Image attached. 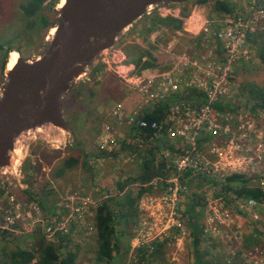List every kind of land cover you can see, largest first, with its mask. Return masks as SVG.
<instances>
[{"label":"built area","instance_id":"2783aa9c","mask_svg":"<svg viewBox=\"0 0 264 264\" xmlns=\"http://www.w3.org/2000/svg\"><path fill=\"white\" fill-rule=\"evenodd\" d=\"M178 6L154 4L147 8L143 16L155 13L161 17H175ZM178 18L182 20V29L196 38L194 41L199 43L201 50L196 51L190 46L172 54L164 70H139L134 63L127 61L123 45L119 43L123 40L127 42L123 35L125 31L113 46L98 53L94 59L95 64H102L116 77L127 94H139L138 109L167 103L165 116L149 124L137 117V109L126 113L121 102L108 112L119 124L125 123L131 128L133 123H138L153 131L148 141L157 139L161 142L154 155L155 163H162L161 173L144 183L126 184L115 192L103 189L98 197L70 194L62 204L61 215L43 219V216L39 217L37 203L24 204L11 193L18 178L0 169L5 178L1 183L6 184L3 193L7 197L0 219L1 230L16 232L17 224L23 228L24 220L34 218L35 223L42 224L45 238L53 240L56 235L69 234L73 222L86 218L90 212L92 215L93 210L106 203L108 198L122 195L129 187L132 195L137 196L130 222V250H151L153 245H163L173 239L179 246L191 232L183 214L186 198L191 193L198 195L199 189L203 190L207 207L202 210V236H215L233 226L236 212L234 206L226 208L222 204V195L229 197L230 194L221 189V196L216 197L219 191L214 195L216 190H220L215 186L216 181L224 182L231 175L251 176L264 192V109L239 107L224 112L215 107L225 106L237 98L240 89L236 79L238 68L258 63L250 44L255 41V33L263 29L264 7L252 0L245 15L224 13L219 20H210L195 4L186 17ZM88 72L87 69L86 75ZM190 91L202 94L203 100L186 99L185 95ZM172 96L174 99H170ZM129 131L126 135L119 132V137L116 136L117 130L101 132L98 145L102 154L106 153L100 158L102 162L106 156L121 155L123 142L129 146L133 143L135 147L137 145V150L126 151L125 162L143 159L144 153L138 154V150L145 147L144 141L130 136ZM38 134L22 132L17 135L16 142L19 148L24 149V158L28 144ZM141 188L145 190L137 195ZM234 201L235 206L246 213L263 205L254 199ZM251 215L257 218L255 212Z\"/></svg>","mask_w":264,"mask_h":264},{"label":"rangeland","instance_id":"374dc122","mask_svg":"<svg viewBox=\"0 0 264 264\" xmlns=\"http://www.w3.org/2000/svg\"><path fill=\"white\" fill-rule=\"evenodd\" d=\"M225 1L233 9L231 13L226 14L245 15L248 11V4L252 0ZM26 2L27 0H0V20L3 24L0 27V34L3 35L2 32L6 34L0 40H6L10 37L11 41L6 40L3 48L12 46V50L18 49L21 58L34 60L45 51L48 44V36L50 35L48 34L49 28L54 26L58 21L56 5L59 0L43 1V14L48 20V26L39 27L35 24L31 29L25 28V26L32 18L25 17L20 10V5ZM199 7L210 20H219L224 15V12L214 11L211 1H207L205 4L199 5ZM145 17L147 16H142L140 20L145 19ZM50 24L51 26L49 27ZM262 25L263 29L259 30V33H256L255 41L259 43L261 40H264V23ZM3 26L4 28L6 27V31H3ZM31 30L32 33L30 34L29 32ZM129 33L126 30L123 34L127 43L130 40L128 39ZM17 34L19 37H15ZM125 42L123 40L119 43L120 45H125ZM179 42L185 46L190 44L196 51L200 49L199 43L189 38H182ZM256 42L250 44V48L254 53L258 46ZM178 47L182 46H177L176 48ZM10 53L7 54L10 55ZM170 53L169 51L168 55L171 57L172 55ZM0 54L2 57V52ZM8 55H6L5 61ZM95 63V61H92L89 64L88 74L79 80L86 90L84 89L74 101L68 92L62 95L61 98L62 114L67 122L71 115H78V121L82 122L85 109L93 110L92 115L88 117L89 120L85 123L83 129L80 128L77 131V137L75 138V132H73L74 135L72 133V138L69 140L68 134L65 131L54 128L51 125H46L43 131L31 139L25 151L26 157L20 164H17L18 179L17 181L14 179L15 186L11 193H13L17 200L24 204L32 201L37 203L36 199L43 200L49 208V211H46L37 203L40 207L39 217L43 216V219L44 217L61 215L63 213L62 204L68 195L82 193L98 197L102 194L103 189L115 192L119 190L118 184L121 183L120 179L127 180L133 178L132 174H136L137 169H139L140 160L133 162H125L123 160L126 151H128L127 149H124L121 155L116 156L115 153V155L106 156L103 162L100 160L101 156L106 154H102L103 152L100 151L98 145V138L101 132L112 133L114 130H117L116 136L119 137V132H122L124 135L128 134L130 127L125 123H117L108 114L111 107L121 101L116 100L117 94H114L112 89L115 92L122 91L125 94L127 91L117 79H114L115 76L105 70L103 66L99 72L92 74L93 76L91 77V69L93 65H96ZM236 79L240 87L248 82H254L264 87V67L259 65V63L241 65L236 72ZM4 80V68L2 69L0 67V85ZM78 84H73L71 88L77 87ZM239 100V97L235 99L237 105L240 103ZM239 106L243 107L242 104ZM107 126L108 128L106 129ZM77 140L82 141L81 146L76 143ZM19 149L18 152H21L22 155L24 149ZM67 156H78L79 163L70 168H66L62 174H57V169L61 166L62 159ZM4 179V175L0 173V219L4 206L7 203V197L3 193V186L6 184L1 183ZM252 182L258 183L256 180ZM206 188L208 189V187ZM26 189H29L32 195L24 192ZM210 189L213 190V187H210ZM127 191L132 193L129 187L125 189V192ZM199 191L200 193L198 195L200 194L199 196H201L200 198L203 202L201 208L202 213V210L207 207V204L202 194L203 190L199 189ZM217 192L216 190L214 195ZM219 196L221 194L216 197ZM222 196V204L224 203V207L231 208L232 205L236 208V212L233 215L234 224L231 228L217 233L215 236L208 234L206 236L201 235L198 246L199 255L208 264H264V203L262 206L246 213L235 206L234 198L231 196L227 198L226 195ZM117 197L118 195L112 197V199L115 200ZM204 206L205 208H203ZM24 210L26 211L27 208L25 207ZM93 212L95 211L93 210ZM93 212L92 215L90 212L86 218L77 219L73 222L69 234L65 235L66 238L63 241L64 247L61 250L71 249L76 252L74 264H105L104 262L99 263L96 261V230ZM253 212H255L257 218L251 215ZM33 217L36 216L34 215ZM130 222L126 225H116L117 236L120 241V250L117 251L114 257L113 263L115 264H135L138 261V251L130 250L129 239L131 236L126 234V231L131 233ZM25 225L27 228H25ZM28 229L31 230L29 231ZM15 230L16 232H4L6 238L5 240H0V253L3 252V247L7 250L18 245L23 248L26 247V249L33 248L36 246L37 235H42L45 238L42 224L35 223L34 218L28 221L24 220L23 228L17 224ZM156 248V245H153L152 249L150 247L153 251ZM36 262V259H34L31 264H36ZM150 264H197L191 234L188 238L183 239L179 246L176 245L175 239L163 243L162 247L150 259Z\"/></svg>","mask_w":264,"mask_h":264},{"label":"trees","instance_id":"16d2710c","mask_svg":"<svg viewBox=\"0 0 264 264\" xmlns=\"http://www.w3.org/2000/svg\"><path fill=\"white\" fill-rule=\"evenodd\" d=\"M44 0H27L26 3L20 5V10L25 17H30L32 20L27 23L25 28H32L35 24L37 26L45 27L48 26V21L46 17H44L43 4ZM207 1H211L213 3V9L217 12L231 13L233 9L230 4L225 0H189L183 5H181L180 17H186L190 11L192 5L205 4ZM257 4L264 7V0H256ZM190 7H189V5ZM151 25L155 26L156 23L161 25H170L174 29L181 31L182 30V20L178 17L166 16L161 17L159 15H155L151 20ZM3 24L0 20V27ZM51 26V24L49 25ZM4 28V26H3ZM3 31H6V27ZM3 35H6L5 32H2ZM32 33V30L29 32ZM257 33V32H256ZM254 35V39H256V34ZM259 33V32H258ZM0 34V38L3 36ZM187 36V34L185 33ZM15 37H19V35H15ZM264 37V35H263ZM183 38V37H182ZM11 41L10 37L6 39ZM6 40H0V52H2L3 56L0 54V67L3 69L5 65V59L7 53L12 50V46L7 48H3V44ZM253 40V39H252ZM253 42H256L253 40ZM258 43L256 47L255 55L257 56L259 65L264 67V40ZM126 56L127 61L134 63L139 70H143L146 68L154 69L155 68V58L152 56L151 52L147 50L145 46L141 44V42H125V45L122 46ZM18 51V49H16ZM103 65L98 63L91 69V77L92 74L99 72ZM157 70V69H155ZM116 80V78L114 77ZM114 82V81H113ZM78 86L74 88H70L68 94H70L71 99L74 101L77 99L78 95L81 94L84 89L83 84L78 82ZM115 83V82H114ZM113 93L117 94L116 100L124 101L127 98L126 108L132 109L135 103L132 102V98L129 97L131 94L122 93V91L115 92L112 89ZM91 92V90H90ZM92 94V93H91ZM237 97L240 98L239 105H243V107H248L250 110L255 109H264V87L254 83L248 82L244 84L239 89V93ZM186 99H193L197 101L203 100V96L200 93L195 91H190L185 95ZM170 99H174L173 97ZM169 102V100H167ZM237 103L231 102L227 105H215L218 110L221 111H234L238 109L240 106ZM124 108V109H126ZM167 109V103H159L150 107H143L137 113V117H141L142 121L147 122L148 124L152 121H159L165 116V112ZM93 113L92 109H85L84 118L82 122H79L78 115H71L68 118V122L70 124V128L72 133L75 132V138L77 137V131L79 129H83L85 123L89 120V116ZM130 136L136 138H140L143 140V144L145 147L141 150H138V154L144 153L142 156L143 159L140 160V165L137 174L133 178H129L124 182L119 184V188H123L126 184L129 183H144L147 182L152 176L161 173L162 163H155V151L159 150L161 146V142L159 140L148 141L153 131L149 127L139 126L138 123H133L131 128L129 129ZM74 135V133H73ZM76 143L81 146L82 141L77 140ZM123 149L127 150H137L136 147L126 145L123 142ZM115 155V154H113ZM141 157V158H142ZM61 166L57 169V174H62L66 168H70L79 163L78 156H67L64 157L61 161ZM83 163V162H82ZM251 176L246 175H231L227 177L224 182L215 183L216 188H220L218 195L222 194V191L230 194L232 198L235 199H254L259 203H264V192L262 188L253 183ZM145 189L141 188L137 195H140ZM24 192H29V189H26ZM32 195V194H31ZM137 196H133L130 191L125 192L124 194L118 196L115 200L112 198H108L106 203L98 206L94 212V221H95V230H96V261L99 263L104 262L105 264H115L113 263L114 257L117 254V251L120 250V241L117 236L116 225H126L132 217L134 216V205ZM201 196L196 193H191L189 197L186 199V206L183 212L186 223L190 227V234L192 238V243L194 247V255L197 261V264H208L206 260L199 255L198 246L200 241V236L202 235V213L201 208L203 206V202L201 201ZM227 197V196H226ZM228 198V197H227ZM37 203L42 207V209L49 211V208L46 206L45 202L41 199H36ZM41 229V228H40ZM4 231L0 229V240H5L6 236ZM124 232V231H122ZM127 235L131 236V233L126 231ZM36 238V246L33 248L21 247L20 245L15 246L12 249L2 248L0 253V264H31L32 260L36 259V264H74L76 258V252L71 249H67L65 251L61 250L64 246L65 235L59 236L56 235L53 240H47L42 235H37ZM156 250H148L145 248H140L138 250V261L135 264H150V259L157 252L158 249L162 247V244L156 245ZM227 264V263H224Z\"/></svg>","mask_w":264,"mask_h":264},{"label":"water","instance_id":"95a60500","mask_svg":"<svg viewBox=\"0 0 264 264\" xmlns=\"http://www.w3.org/2000/svg\"><path fill=\"white\" fill-rule=\"evenodd\" d=\"M187 1L66 0L61 7L57 4L56 31L39 58L25 60L19 55L9 73L5 62V80L0 85V169L17 179V164L24 157L18 152L16 137L22 132L40 133L51 125L71 140L70 125L61 110L62 95L86 75L96 55L113 46L148 7Z\"/></svg>","mask_w":264,"mask_h":264},{"label":"crops","instance_id":"0c3cea01","mask_svg":"<svg viewBox=\"0 0 264 264\" xmlns=\"http://www.w3.org/2000/svg\"><path fill=\"white\" fill-rule=\"evenodd\" d=\"M180 10H181V5L178 6L177 15L175 17H180ZM155 15L157 14L155 13L151 14L145 17V19L143 20H140V19L136 20L134 22L135 25H133L134 24L133 23L126 30L127 32L128 31L130 32L129 38H128L130 39L129 42L132 40L136 42L137 41L141 42V44L145 46L147 50L150 51L152 56L155 58V68L151 70L157 69V71H161V70L166 69L169 64V61H170V56L168 55L169 51L171 52L170 53L171 55L172 54L174 55L175 53L181 52L182 50L191 46L190 44L185 46L183 43L179 42L182 39V37L189 38L192 41L196 40V38L192 35L187 34L183 29L179 31V30L174 29L170 25H161L158 23H156L155 26L151 25L152 24L151 20L153 19V17H155ZM133 26L135 27L133 28L132 31H130ZM142 30H144V32H142ZM185 33L187 34V36L185 35ZM177 46H182V47L176 48ZM129 97H131L132 102L135 103L134 104L135 106L132 109L126 108L127 98L124 101H120L122 105L124 106V108H126L125 109L126 113H131L135 111L136 109L139 111L140 110L138 109V106H139L138 104L140 100L139 94L132 93ZM133 145L134 143L132 144V146ZM122 150L124 149L122 148ZM137 172H138V169H137ZM136 174H132V176L135 177ZM120 180L121 182L125 181L124 179H120ZM119 184H118V187H119ZM123 188H119V189H123Z\"/></svg>","mask_w":264,"mask_h":264},{"label":"bare ground","instance_id":"6f19581e","mask_svg":"<svg viewBox=\"0 0 264 264\" xmlns=\"http://www.w3.org/2000/svg\"><path fill=\"white\" fill-rule=\"evenodd\" d=\"M65 3H66V0H59L58 7L63 6ZM55 31H56V26H53L50 28V30L48 32V34H50L48 36V39H51V37L54 35ZM10 52H8V53H10V55H8L7 60H6V67H5L6 73H9L15 67V65L18 61V58H19V53L16 50H11ZM15 157H16L15 155H13V157L11 155L12 159H15Z\"/></svg>","mask_w":264,"mask_h":264},{"label":"flooded vegetation","instance_id":"af4514ba","mask_svg":"<svg viewBox=\"0 0 264 264\" xmlns=\"http://www.w3.org/2000/svg\"><path fill=\"white\" fill-rule=\"evenodd\" d=\"M45 6H47V5H45ZM48 21V20H47ZM50 27V26H49ZM50 29V28H49ZM49 32V31H48ZM48 35V34H47Z\"/></svg>","mask_w":264,"mask_h":264},{"label":"clouds","instance_id":"9594fccd","mask_svg":"<svg viewBox=\"0 0 264 264\" xmlns=\"http://www.w3.org/2000/svg\"><path fill=\"white\" fill-rule=\"evenodd\" d=\"M52 27V26H51Z\"/></svg>","mask_w":264,"mask_h":264}]
</instances>
